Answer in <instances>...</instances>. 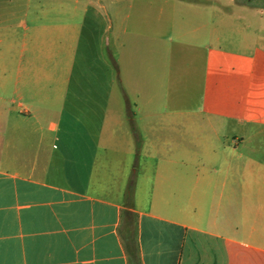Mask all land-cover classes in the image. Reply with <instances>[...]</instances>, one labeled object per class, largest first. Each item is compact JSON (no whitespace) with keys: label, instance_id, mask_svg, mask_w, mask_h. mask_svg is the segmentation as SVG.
<instances>
[{"label":"crops","instance_id":"crops-1","mask_svg":"<svg viewBox=\"0 0 264 264\" xmlns=\"http://www.w3.org/2000/svg\"><path fill=\"white\" fill-rule=\"evenodd\" d=\"M227 1L1 38L0 264H264V6Z\"/></svg>","mask_w":264,"mask_h":264},{"label":"rangeland","instance_id":"rangeland-1","mask_svg":"<svg viewBox=\"0 0 264 264\" xmlns=\"http://www.w3.org/2000/svg\"><path fill=\"white\" fill-rule=\"evenodd\" d=\"M28 0H0V40L3 36L12 34L18 39L25 38L28 47L39 49L55 48L68 49V20H113L114 6L132 4L133 13L139 16L142 11L150 10L151 18L156 20H193L195 5L209 6L205 0H30L31 8L27 11L20 6ZM228 4L227 0H217ZM249 1L253 5L264 6V0H238ZM87 3L89 4L88 18L85 15ZM234 5H230L235 10ZM161 10V13H160ZM99 13V18L96 14ZM95 15L96 18H92ZM86 16V18H85ZM237 16L234 13V17ZM17 20H56L51 26L45 24H32L26 22V30ZM235 20V19H234ZM48 28L50 29V35ZM1 45V44H0ZM1 59V58H0ZM197 81L193 78L186 84L187 95L190 100H196ZM185 89V91H186ZM255 128H252V130ZM254 131V130H253ZM256 142V137H251L249 144Z\"/></svg>","mask_w":264,"mask_h":264},{"label":"trees","instance_id":"trees-1","mask_svg":"<svg viewBox=\"0 0 264 264\" xmlns=\"http://www.w3.org/2000/svg\"><path fill=\"white\" fill-rule=\"evenodd\" d=\"M131 185L128 189L127 195H126V204L128 207H130L131 205ZM124 214L128 217V215H131V213L129 211H124ZM125 243H126V249L127 252L129 254V256L131 257V259L137 263L138 261V250H137V246H136V242H135V238H134V233L133 231H129L127 232L126 236H125Z\"/></svg>","mask_w":264,"mask_h":264}]
</instances>
